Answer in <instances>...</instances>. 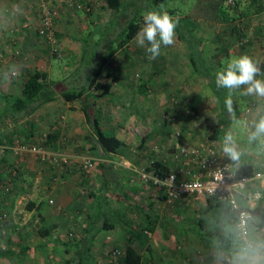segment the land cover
Listing matches in <instances>:
<instances>
[{"label": "crops", "instance_id": "crops-1", "mask_svg": "<svg viewBox=\"0 0 264 264\" xmlns=\"http://www.w3.org/2000/svg\"><path fill=\"white\" fill-rule=\"evenodd\" d=\"M24 1L0 0V12L6 16L5 19H0V140L10 143L11 139L18 138L28 143H43L48 151L65 154L71 164L59 173L55 163L39 162L29 151L15 154L6 149L0 154V185L3 186L10 175L12 185L9 192L0 188V215H7L6 219L0 217V234L9 233L6 238V253L0 254V264H27L29 258L34 259V264H48L49 261L47 263L46 260L56 250H60L56 255L64 258L66 254L61 240L69 227L76 224L80 231L92 228L94 209L87 187L93 184L98 187L103 175L109 181L107 205L121 222L108 229L102 228L90 240L88 252L100 245L104 249L107 244L105 237H112V248L125 244L126 235L129 234L126 227L145 223L148 212L155 219L154 226L146 229L138 227L143 234L133 242H144L146 251L153 250V245L148 242H155L154 264H236L241 257H244L242 264H252L253 261L255 264H264V242L258 234L254 235L264 228V135L255 140L249 138L255 131L254 123L264 117V97L245 94L247 85L231 90L226 88L228 108L223 111L211 91L208 79L197 75L193 70L187 49L185 53H180V58L183 57L181 64L176 61V51H172L170 61L159 67L148 68L141 64L107 65L120 52H124V58L128 56L133 50V37L123 47H118L97 73L95 80L111 83L107 92L91 88L92 96L89 98L100 126L104 131L114 132L122 141L115 151H105L85 117L82 98H67L62 94L67 84H79L70 75L76 69L83 47L80 40L82 34L73 32L78 29L61 19L60 13L57 16V10L65 6L66 0H49L56 12L53 28L58 41L57 49L38 35L35 25L36 22L38 25V21L35 17L29 18L28 23L27 20L23 21V13L20 15L22 20L13 18L8 13V8L18 2L24 13L31 15L35 9L34 4L23 3ZM82 1L92 4V0ZM94 1L102 8H107L104 0ZM253 7L255 10L248 18L255 25L248 45L238 50L230 48L228 51H221L217 47L216 54L203 52L207 61L211 56L225 53V63L218 61L220 64L217 66L209 65L212 70L222 68L231 57L247 54L259 61L260 71L256 78L264 80V0H257ZM109 18L110 16L105 21ZM220 19V26L226 30L229 20ZM87 20L83 19L82 22L89 25ZM77 21L78 19L72 24L77 26ZM208 21L204 19L199 23L204 29L203 35L194 32L204 38L205 43L207 40L213 41L216 36L215 25L210 21L211 24L208 25ZM93 23L100 25L103 21L95 18ZM230 30H233L232 26ZM75 39L77 42H74ZM7 42L11 43L8 45L9 52L5 49ZM11 47H17V53H11ZM70 51L76 54V63L68 67L63 58ZM160 54L161 60L167 56L161 52ZM128 62L131 63L129 60ZM13 65L18 68V74L5 79L4 72ZM35 70L43 71L45 80L53 81L57 96L31 112H20L16 117H7L9 115L3 114L5 95L18 96L23 77ZM135 72L140 77H135ZM213 102L218 106V116L202 117V120L194 123V118L188 115V109L191 108L192 112L193 109L203 107L205 114L210 115ZM165 111L175 115L174 125L165 118ZM210 124L213 125L210 127ZM216 125L219 134L209 136ZM133 128L141 131L139 137L134 135L136 133ZM177 130L179 141L189 144L215 141L223 157L233 168L246 172L261 171V176L255 179L253 185V189L260 191L259 198L253 204H249L245 198L241 200L253 213L251 231L253 237L261 243L258 248L240 250L235 244V236L232 235L229 240L224 237L234 229L233 218L227 207L214 198L186 195L167 202L160 185L147 183L139 178L137 170L148 158L159 159L166 164L168 170L182 168L180 162L172 156ZM229 135L239 152L237 160L231 159L224 151L225 140ZM86 155H92L93 162L85 169L82 158ZM99 162H104L109 170L103 172ZM190 166L195 168L193 164ZM13 169H16V173H12ZM182 176L179 174L178 178ZM110 192L114 196L110 197ZM39 225L47 228L53 225L54 229L48 236H44L38 232ZM120 251L122 250L119 248ZM142 251L141 249L140 253L143 256ZM151 263L152 261L147 260L145 264Z\"/></svg>", "mask_w": 264, "mask_h": 264}, {"label": "trees", "instance_id": "trees-1", "mask_svg": "<svg viewBox=\"0 0 264 264\" xmlns=\"http://www.w3.org/2000/svg\"><path fill=\"white\" fill-rule=\"evenodd\" d=\"M76 1L77 4H80L78 6L85 8V5L82 4L83 1ZM248 1L250 2V5L252 4L256 6L257 0ZM163 2L164 0H104L105 7L109 8L111 11L110 18L103 22V24L95 25L94 28H88L86 37L84 34L80 37L83 45L80 53V61L84 60V67L80 68L76 66L75 71L70 75V78L72 79L74 77L76 81H79V84H76V82L71 85L67 84V88L62 91V94L67 98H75L78 96L82 98V108L85 117L89 121L93 131L96 133L98 142L105 151H115L122 141L114 132L104 131L100 126L94 105L89 98L92 96L91 88L102 93L107 92L111 83L108 81L102 82L95 80L101 66L118 47H123V45L133 38L143 27V15L152 10L160 11ZM234 7L236 8V6ZM89 9L90 8L88 7L87 13L90 14L92 10ZM164 11H167L171 15L174 10L166 8ZM242 13H245L243 9L240 11V14ZM218 15L224 20L234 19V15H229L227 8H220ZM235 28L236 27L233 29L235 30ZM237 29L240 34L241 31L238 27ZM97 32L100 33V35H104L95 40L92 36ZM176 32L178 37L186 45L188 60L191 63L193 70L197 75L208 79L211 91L223 107V111L226 110V108H228L226 104V88H218L216 86V71L209 67L208 61L203 56L202 43L204 39L193 32L192 26H186L181 20H179ZM55 96H57V92L53 88V81L45 80V73L40 70H35L23 77L20 94L18 96L7 97V95H5L3 114L9 115L7 117H16L20 112L22 114L31 112L44 102L55 98ZM218 134L219 128L218 125H216L213 131L209 133V136L215 137ZM47 138H50V135H47ZM13 142L14 140L12 139L10 143L2 142L0 140V143L8 145L13 144ZM70 164L71 163H68L66 168H69L68 166H70ZM99 165L103 168V172L109 170L104 162H99ZM153 168L156 173L160 175L169 172L166 164H163L162 161L157 158H154ZM8 173H10L9 170ZM115 180H117V178H115ZM108 183L109 181L107 180V177L103 175L98 187H95L93 184V186L88 188V195L92 196V205L94 209L92 228L80 231V229L75 226L76 228H74L73 231L69 229V231L66 232L65 237L63 238L64 240H61L66 254L62 259L61 264H83L84 257L88 254L87 250L90 246V240L93 239L102 228L108 229L121 222V219L114 216L112 210L107 205L108 198L106 192L109 190L107 186ZM0 188L4 190L1 185ZM217 202L219 203V201ZM146 215L145 218L147 217V219L142 225H138L139 223H137L126 227L129 234L126 235L125 247L119 252L120 255L118 256L117 264L146 263L142 254L134 245H132L133 240L143 234V231H139L138 227L146 229L154 226L155 219L150 217L151 215H149L148 212H146ZM52 226L47 228L44 225H39L38 232L44 236H48L54 229ZM234 232L235 230L233 229L229 234H225L224 237L229 240L232 235L233 237L235 236ZM258 237L264 242V228L259 231ZM116 251H119V249L114 248V253ZM3 253H6V249L4 251V249L0 248V254ZM103 264H113V262L109 260V262Z\"/></svg>", "mask_w": 264, "mask_h": 264}, {"label": "built area", "instance_id": "built-area-1", "mask_svg": "<svg viewBox=\"0 0 264 264\" xmlns=\"http://www.w3.org/2000/svg\"><path fill=\"white\" fill-rule=\"evenodd\" d=\"M47 1L40 2V19L36 30L40 37L46 39L54 49H57L58 41L53 28L56 12ZM231 1L228 0V2ZM75 3H77L76 0L69 1L70 5ZM238 25L243 34L244 26L242 23ZM247 39V36L241 35L240 41L244 42ZM136 75L138 74L136 73ZM167 118L173 119V117ZM175 137L176 143L172 156L180 162L182 168H173L168 173L160 175L153 168L154 158H148L146 163L137 170L139 178L147 183L160 185L165 192L167 202H172L174 199L186 195H206L214 198L224 204L232 215L237 247L240 250L258 248L261 243L253 237L251 231L253 213L247 205L241 203V200L245 198L249 204H253L259 198L260 191L253 189V185L255 179L261 176V171L246 172L233 168L223 157L213 140L189 144L185 141H179L178 130L175 131ZM6 149H10L15 154L23 151L32 152L40 162L55 163L59 173L66 170L67 164L70 162L63 153L50 152L40 143H28L18 138L11 145L0 143V153ZM92 162L93 157L85 156L82 159V166L86 169L91 166ZM190 164L195 165V168L192 169ZM12 173H16V169H13ZM179 174L183 176L178 178ZM3 188L5 192L11 190V175L7 177V182L3 184ZM0 217L6 219L7 215L2 213ZM6 247V237L2 233L0 234V248L5 249Z\"/></svg>", "mask_w": 264, "mask_h": 264}, {"label": "rangeland", "instance_id": "rangeland-1", "mask_svg": "<svg viewBox=\"0 0 264 264\" xmlns=\"http://www.w3.org/2000/svg\"><path fill=\"white\" fill-rule=\"evenodd\" d=\"M41 1H47V0H30V1L25 0L23 2V3H29L30 5L34 4L35 9H34V12L32 11L33 13H31V15H26L24 13V11L20 8V5L18 2H15L13 4L11 3L12 6H10V8H8V13L13 18H16L18 20H22L20 15H22V13H23V15H24L23 19L25 18L23 21L27 20L28 23H30L29 18L33 19L35 17L36 20L38 21V24H39V19H40L39 6H40ZM61 1H64V0H61ZM69 1L70 0H66L65 6L64 7L62 6L61 9H58V10L56 9L57 10V16H58V13H60L61 19L67 20V23L70 24L71 26H73L72 28L78 29V30H73V32L77 31V33H79V34L80 33L84 34L85 37H86V32H87L88 28H94L95 27V24L93 23L95 18L100 19L101 21L105 22V19H107L110 16V12H109L110 9L102 8L103 6H100L94 0H92V4L83 2L82 4L85 5V8H83L82 6L81 7L78 6L77 3L70 5ZM47 2L50 4L49 1H47ZM80 2H82V0ZM161 6H163V7H160V11H164L166 8L173 9L174 11L172 13L173 14L172 16H174L175 18H179V20H181L186 26H189V27L192 26V29L194 30L193 32H198V34H200V33H202V35L204 34L203 27H200V25H199L200 21H202L204 19L207 21L209 20L212 24L215 25L214 32L216 33V36L214 37V40L213 41L207 40L206 43L203 40L202 49H203V52L205 54H212V53L216 54L217 47H220L221 51H228V49H230V48H233L235 50L242 49L243 47H245L246 45H248L250 43V38L253 35V31H254L253 26L255 24H254L253 20L251 21L250 17L248 18V15L254 11V7L252 4L250 5V2L248 0H232L231 2H228V0H164V2L162 3ZM234 6H236V8ZM87 7L90 8L89 10H92V12L90 14L87 13V10H88ZM98 8H100V9H98ZM220 8L221 9L227 8L229 15H234V19H229L228 23H226V25H228V28H226V30H225V28H223V26H220V24H219L221 22V19L218 15ZM240 9L241 10L243 9L245 11V13L240 14V11H239ZM5 17L6 16L5 15L3 16L0 12V19L1 18L5 19ZM77 19H78L77 26H74L72 23H74ZM83 19L85 21L87 19H89L87 21L90 24L89 25L84 24L82 22ZM36 20L34 21V23L36 22ZM210 22L208 23V25L211 24ZM239 23L240 24L242 23V25L244 26L243 34L241 32L239 34V31L237 29V27H239V25H238ZM31 25H33V24H31ZM35 25L38 26L37 22ZM231 26L236 27L235 30L234 29L230 30ZM10 31H12V28ZM1 32H2V29L0 28V33ZM103 35L104 34L100 35V33L97 32V33L93 34L92 38L96 40V39L101 38ZM241 35L247 36L248 39L244 42H241L240 41ZM135 37H136V35L134 36V39L132 40V43H131L132 44L131 47L133 48V50L130 53H128V56H125V58H124V52H120V53L116 54L114 59H111L107 65L122 66L124 64H127V65L129 64L131 66H135V65L139 66L141 64L144 67H148V68L149 67L150 68L159 67L160 64L163 63V65H166L165 63H167V61H170L171 58L169 57V55L172 53V51H176L175 53H177L176 54V57H177L176 61H180V64L182 63L181 61L183 60V57L182 58H180V57L182 56L181 54L185 53L186 45L178 37L177 32H176V38H175L173 45H170L167 47L161 46L160 52L163 53V55H167L163 58V60H161V58H162L161 54L154 59L151 58V54L146 51V49L149 45H147V43H146L144 47L139 46L136 42ZM206 37H207V35H206ZM76 40L77 39H75L74 42H77ZM5 44H7V47L5 49L7 52H9L8 51V45L10 46L11 43L7 42ZM13 44L16 45V43H13ZM134 46H135V48H134ZM17 50H18L17 47H11V49H10L11 53L16 52ZM61 52L62 51L60 49V54H61ZM224 55H225V53L223 52L220 54V56H215V57L211 56L210 58H208L209 65L217 66L218 64H220V63H218V61L225 63L226 58L224 57ZM57 56H59V55H57ZM75 56H76V54L73 51H70V54L63 58L64 62L68 64L66 66L71 67L76 63ZM128 60L131 61V63H129ZM78 62L79 63H76L77 66L80 68H83L84 67V65H83L84 60L80 61V58H79ZM137 74L140 75L139 73H137ZM134 75H135V77L136 76L140 77V76L136 75V72L134 73ZM200 94H201L200 96L202 97L203 96L202 90L200 91ZM213 100L215 101L216 99L213 98ZM215 102H217V100ZM212 108L213 109H212V112L210 115L205 114L203 107H201V109H199V108L193 109L192 108L193 109L192 112H190V110H191V108H190V109H188V115H190L189 117L194 118V120H195L194 123H196L198 120H202L203 119L202 117H216V116H218V113H217L218 112V106H216L214 102H213ZM165 113H166L165 116L173 117V119H171V120L167 117H166V119L171 124L174 125V122L176 121L175 115H173L172 113L167 112V111H165ZM163 114H164V112H163ZM208 124H209V122H208ZM212 125L213 124H210V127ZM206 127H208V126L206 125ZM175 128L178 129L176 126H175ZM132 130L134 133H136L134 135H136L137 137L140 136L141 131L139 129L133 128ZM40 144L43 145V143H40ZM23 152H28V151H23ZM3 153L4 152H2L0 154L2 155ZM30 153H32V152H30ZM34 156H35V154H34ZM39 162H40V160H39ZM69 163H71V162H69ZM87 189H88V187H87ZM108 193H109V191H108ZM109 196L110 197L114 196V193L110 192ZM50 201H51V199H50ZM75 226H76V224H74L73 226H70L69 229H71V231H73V229L76 228ZM257 234H258V232L255 233L254 235L256 236ZM8 236H9V233L4 234V237L8 238ZM148 236H151V234ZM105 242L107 244H106V247L104 249H102L101 248L102 246L100 245L97 248L94 247L92 252H88V254L85 255L84 264H101V262L106 263V262H109V260L112 261L113 264H117L116 262H117V259H118V256L120 255V253H119V251H116L114 253V248H112L114 246V244L112 243V237L111 238L105 237ZM6 243H7V241H6ZM148 243H151L149 245H153L152 251H146V249L144 247V245H145L144 242L140 243L139 241L135 240L132 244L138 249L139 252L141 249L143 250L142 251L143 256H144L143 258L146 261L150 260V261H152L151 264H154L155 262H153V261L156 257L155 242L153 241V242H148ZM124 246H125V244H121L118 247L121 250H123ZM118 247H116V248H118ZM7 251H8V249H7ZM59 251L60 250H56V251L52 252V256L50 258H48L46 260V262L48 263V261H49V263H52V264L61 263L62 262L61 259H63V257L56 255V253H58ZM10 252L11 251H9V254L11 257ZM33 262H34V259L29 258L26 263L27 264H34Z\"/></svg>", "mask_w": 264, "mask_h": 264}, {"label": "clouds", "instance_id": "clouds-1", "mask_svg": "<svg viewBox=\"0 0 264 264\" xmlns=\"http://www.w3.org/2000/svg\"><path fill=\"white\" fill-rule=\"evenodd\" d=\"M163 7V6H161ZM143 27L136 34V42L144 47L151 54V58L160 55L161 46L173 45L176 38V28L179 24V18H173L167 11H148L143 15ZM259 61L254 60L247 54L238 57H231L226 64L215 73L216 86L227 88L229 90L247 85L245 94H255L264 97V80L257 79ZM18 74V68L13 65L4 72V78L15 77ZM255 131L250 135L251 140L264 135V117L254 123ZM224 151L231 159L237 160L239 152L232 141L231 135L226 137ZM244 257H241L236 264H242ZM252 264H255L253 261Z\"/></svg>", "mask_w": 264, "mask_h": 264}]
</instances>
